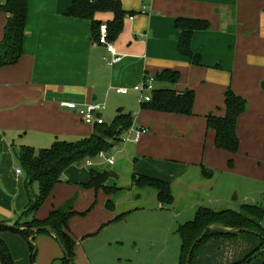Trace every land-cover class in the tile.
Masks as SVG:
<instances>
[{"label":"crops","instance_id":"crops-1","mask_svg":"<svg viewBox=\"0 0 264 264\" xmlns=\"http://www.w3.org/2000/svg\"><path fill=\"white\" fill-rule=\"evenodd\" d=\"M115 1L126 16L117 35L109 30V42L122 58L111 64V54L97 42L94 22L109 26L113 13H96L94 21L79 20L67 15L75 0H28L19 61L0 67V223L12 226L28 205L26 175L16 155L22 147L48 149L57 141L77 142L95 133V126L63 103H75L78 109L106 103L119 87L128 88L139 102L140 94L132 89L165 70L179 72V80L173 85L156 82V89L193 91V114L156 112L140 102L130 113L120 108L117 115L111 111L105 117L103 112L106 124L121 114L131 115V128L147 132L138 142L126 140L124 132L105 152L114 158V165L97 156L92 166L87 159L68 167L36 218L45 220L74 200L69 232L78 246L141 210L160 211L166 206L178 226L190 222L225 174L245 173L247 179L264 180V0ZM5 3H0V44L9 20L1 9ZM178 19L209 23L207 30H196L191 38V50L201 65L180 54ZM229 90L248 103L237 121V153L218 149L216 133L208 128L209 117L226 115ZM91 172L110 174L105 183L110 193L88 187ZM139 177L169 183L172 203H161L158 189L137 184ZM11 234L0 232V238L9 242ZM223 239L228 238L201 245L194 263L212 257V248ZM230 245L222 244L230 250L223 253L229 264H238L259 249L254 242ZM249 264H264V258L258 256Z\"/></svg>","mask_w":264,"mask_h":264},{"label":"trees","instance_id":"trees-1","mask_svg":"<svg viewBox=\"0 0 264 264\" xmlns=\"http://www.w3.org/2000/svg\"><path fill=\"white\" fill-rule=\"evenodd\" d=\"M9 15L5 39L0 44V67L13 65L19 61L22 53L24 32L27 20L28 0H8L2 7ZM96 13H113L114 20L108 26V31L117 35L123 27L126 12L119 1L115 0H75L67 15L79 20H92ZM97 25V42L100 26ZM176 27L181 36L178 50L181 55L190 60L193 65H201L200 57L191 50V38L196 30H207L209 23L200 20L178 19ZM110 40V36H109ZM179 72L165 70L155 75L157 83L176 84ZM195 94L193 91L177 92L174 88H157L148 103L142 104L144 109L156 112L172 113L190 116L193 114ZM247 101L229 90L225 95L224 117H209L208 128L215 131V144L218 149L237 153L239 139L237 137V121L246 111ZM132 126L131 115H119L111 124L95 126V133L77 142L57 141L50 148L36 151L31 147H22L17 155L21 169L26 175L25 189L28 205L18 220L12 224L0 223V232L9 231L24 238L32 252V263L37 254L36 239L40 234L54 235L64 247L63 264H75L76 240L69 232V220L74 214V200L68 201L57 210L51 212L45 220L36 218V213L51 194L54 186L60 182L64 171L73 164L94 159L99 154L109 152L119 141L122 134ZM111 140V141H109ZM230 167L233 162L230 161ZM109 173L91 172L90 188L112 190L105 186ZM39 184V192L35 194L33 184ZM136 183L158 189L159 199L164 205L173 201L170 186L167 182L146 177H139ZM110 208L111 201L107 203ZM264 210L257 205H244L239 211H213L201 208L194 220L182 224L177 229L181 240L180 264H192L196 250L211 239H231L239 234H255L261 239V247L238 264H249L255 257L264 258ZM215 229H211V228ZM48 228L50 232L46 231ZM201 237L200 241L199 238ZM193 249L191 250V248ZM263 249V251H262ZM262 251V252H261ZM189 260V261H188ZM0 263L15 264L10 249L0 238Z\"/></svg>","mask_w":264,"mask_h":264},{"label":"rangeland","instance_id":"rangeland-1","mask_svg":"<svg viewBox=\"0 0 264 264\" xmlns=\"http://www.w3.org/2000/svg\"><path fill=\"white\" fill-rule=\"evenodd\" d=\"M137 104L138 98L134 93H111L106 100L104 116L111 111L116 114L120 108L125 109L124 113H130L132 106ZM32 187L35 194H38V184L34 183ZM204 203V208L217 212L225 209L239 211L245 204L257 205L264 210V180L247 179L245 173L243 176L225 174L210 199ZM178 227L177 219L166 206L160 211L135 212L115 227L107 228L101 235L80 241L75 251V264H180L181 240L177 234ZM262 227L264 229V221ZM51 238L50 235L40 234L36 239L37 254L34 264H63V250L56 239ZM9 240L4 242L8 245L15 264H33L28 242L15 233L11 234ZM260 240L257 235L247 233L223 239L218 242L221 244L219 247L212 248V257L201 259L200 264H229L224 260L223 253L230 250L225 249L222 244H232V248L250 246L254 242L260 248ZM192 264L196 263L192 261Z\"/></svg>","mask_w":264,"mask_h":264},{"label":"built area","instance_id":"built-area-1","mask_svg":"<svg viewBox=\"0 0 264 264\" xmlns=\"http://www.w3.org/2000/svg\"><path fill=\"white\" fill-rule=\"evenodd\" d=\"M8 0H0L1 2H7ZM98 44L103 45L107 48V51L111 54L112 60L111 64H115L121 61V56H119L116 52V49L113 44L109 42V31L108 26L106 24H102L100 26L99 34H98ZM156 89V79L155 77H147L144 82L140 85L135 86L132 90L135 93L140 94V103H148L152 99V94ZM115 92L120 95H129L130 90L128 88L119 87L115 89ZM63 106L69 108L70 110H76L82 116L84 122L86 124L92 126H98L105 124V120L103 118V112L106 109V103H92L84 106L82 109H78L77 104L75 103H63ZM145 129H134L131 128L128 130L126 140H131L133 142H138L140 138L146 133ZM100 161L105 162L110 165H114L115 160L113 157H110L106 153H101L97 157ZM93 160L89 159L87 161V165L92 166ZM18 174H22L21 169H17Z\"/></svg>","mask_w":264,"mask_h":264},{"label":"water","instance_id":"water-1","mask_svg":"<svg viewBox=\"0 0 264 264\" xmlns=\"http://www.w3.org/2000/svg\"><path fill=\"white\" fill-rule=\"evenodd\" d=\"M262 87L264 88V83L262 84ZM122 111H123V110H120L119 113H122ZM211 229H215V228L212 227ZM45 230L51 233V231H50L48 228H45ZM200 239H201V237L199 238L198 241H200ZM56 241L59 243L60 247L62 248V250H63V252H64V247L61 245L60 240L57 238ZM192 249H193V247L191 248V250H192ZM188 261H189V260H188ZM187 264H188V262H187Z\"/></svg>","mask_w":264,"mask_h":264}]
</instances>
